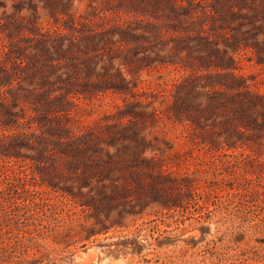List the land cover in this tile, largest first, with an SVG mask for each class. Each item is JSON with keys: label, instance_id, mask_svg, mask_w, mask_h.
I'll list each match as a JSON object with an SVG mask.
<instances>
[{"label": "rangeland", "instance_id": "1", "mask_svg": "<svg viewBox=\"0 0 264 264\" xmlns=\"http://www.w3.org/2000/svg\"><path fill=\"white\" fill-rule=\"evenodd\" d=\"M1 264H264V0H0Z\"/></svg>", "mask_w": 264, "mask_h": 264}, {"label": "trees", "instance_id": "2", "mask_svg": "<svg viewBox=\"0 0 264 264\" xmlns=\"http://www.w3.org/2000/svg\"><path fill=\"white\" fill-rule=\"evenodd\" d=\"M0 254H1V252H0ZM2 261V258H1V256H0V262ZM1 264V263H0Z\"/></svg>", "mask_w": 264, "mask_h": 264}]
</instances>
